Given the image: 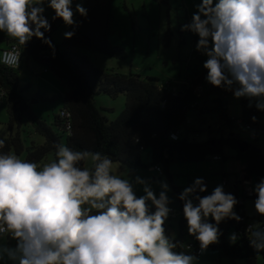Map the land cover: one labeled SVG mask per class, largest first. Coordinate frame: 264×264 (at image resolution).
I'll return each mask as SVG.
<instances>
[{
    "label": "clouds",
    "instance_id": "clouds-1",
    "mask_svg": "<svg viewBox=\"0 0 264 264\" xmlns=\"http://www.w3.org/2000/svg\"><path fill=\"white\" fill-rule=\"evenodd\" d=\"M73 5L74 0H0V32L23 48L35 37L54 56L45 12L51 9L52 21L73 28L63 34L71 39L78 27L75 15H88L82 3ZM194 8L181 31L198 35L196 50L207 57L206 81L264 111V0H202ZM21 55L13 47L0 63L18 67ZM0 131L3 149L8 134ZM56 149V159L40 163L0 151V237L16 241L15 247L0 243V264H199L196 255L176 251L179 244L165 233L172 212L165 181L133 176L101 152L64 144ZM153 183L161 189L158 196ZM137 186L144 193L139 197ZM205 192L207 184L198 177L178 197L201 254L219 243L221 222L242 219L234 211L238 199L223 185L200 195ZM252 193L255 213L264 216V178ZM246 233L250 247L264 252V222L249 224ZM238 239L235 233L229 237L233 244Z\"/></svg>",
    "mask_w": 264,
    "mask_h": 264
},
{
    "label": "trees",
    "instance_id": "trees-1",
    "mask_svg": "<svg viewBox=\"0 0 264 264\" xmlns=\"http://www.w3.org/2000/svg\"><path fill=\"white\" fill-rule=\"evenodd\" d=\"M113 1L84 0L88 15L85 18L78 14L76 18L78 27H75V35L71 39L63 38L56 42L53 34L62 20L51 21V30L45 35L55 45L54 56L52 50L35 37L26 47L22 46V53L26 51L28 55L42 63L45 69L52 71L66 87L62 95V107L72 112L71 131L67 130L66 120L59 112L55 114L54 127L34 113L30 104L31 99L40 100L44 95L40 93L29 95L28 88L21 87L19 83L20 67L12 68L0 63V88L6 92L5 102L9 113V133L5 147L0 151H13L17 155L27 151V160L40 163L51 153L56 159V146L63 144L62 138L65 137L64 145L73 150L101 152L111 157L113 161L132 169L149 170L161 165L163 175L173 183L171 162L207 161L208 156L216 155L221 156L223 162L225 148L231 147L237 150V157L245 161L242 175L255 176L258 181L264 178L263 150L262 152H257L253 148L239 150L241 141H248L252 147H260L259 137L264 135V111L257 110L254 103L249 107V100L240 98L241 116L230 117L226 98L233 92L215 87L206 81L207 70L203 68L204 60L201 54L195 52L197 59L195 67H192L191 73L184 79L174 84L164 83L155 77L142 79L140 75L134 73L128 75L109 73L94 65L82 52L83 49L92 50L111 57L127 58L126 49L110 39L116 33ZM72 30L71 27L68 29ZM190 34L193 45H197L198 35L191 32ZM3 38L5 37L0 36V44L4 41ZM14 42L16 41L7 38L8 44ZM3 49L0 47V53ZM100 93L112 98H117L121 94L126 96L125 108L115 119L110 120L104 113L105 110L112 109L96 104V96ZM190 111H196L200 120L205 114H217L224 124L217 129H210L211 134L205 141H189L190 132L202 131L188 117ZM253 116L256 117L255 121L252 120ZM234 122L245 129L247 136L242 137L231 131ZM24 125L33 127L34 133L43 139V143L32 141L27 146L23 136ZM224 125L230 129L228 132L223 129ZM174 133L178 134V139L172 137ZM2 138L4 135L0 132V139ZM145 150H150V164L143 161ZM170 151L173 153L169 154ZM180 193L179 188L174 187V194L180 203L178 235L172 236L170 229L165 225L164 227L167 235L179 244L176 251L195 255V249L188 247L192 237L187 231L183 201L178 198ZM237 193L235 189L233 195L237 197ZM205 194L206 192L201 193V196ZM150 211L154 212L155 207L151 206ZM234 211L241 218L252 219L246 215L244 205L237 204ZM171 218L173 217L169 215L168 219ZM209 222L215 223L212 219ZM218 227L222 232L219 243L213 244L210 248L218 250L220 255L230 262L245 259L246 264H257L259 255L264 256V252L256 253L250 247L245 222L242 219L240 222L226 219ZM233 233L239 237L234 244L229 240Z\"/></svg>",
    "mask_w": 264,
    "mask_h": 264
},
{
    "label": "rangeland",
    "instance_id": "rangeland-1",
    "mask_svg": "<svg viewBox=\"0 0 264 264\" xmlns=\"http://www.w3.org/2000/svg\"><path fill=\"white\" fill-rule=\"evenodd\" d=\"M85 5L84 0H74ZM202 0H114L113 12L115 19V34L110 39L127 51V58L120 59L111 57L99 51L82 50L89 59L96 65L109 73L120 74H138L142 79L155 77L164 83H177L184 79L188 73H191L192 67L197 62L195 52L196 45L192 43L190 32L181 31L182 25L191 21L192 13L195 11L194 5ZM73 5V6H74ZM45 15L49 18L54 15L51 9H47ZM78 13L75 15V20ZM70 27L64 25L63 21L53 34L56 42L64 38V32ZM0 47L7 46L6 36ZM10 39V38H9ZM204 62L207 57L201 52ZM194 58V60H192ZM20 86L28 88V94L34 95L40 93L44 97L40 100L32 98L31 107L39 117L46 119L47 123L54 127L55 114L63 106L62 94L66 87L57 79L54 73L46 70L45 66L23 52L19 75ZM228 114L232 118L241 116L240 98H235L233 94L226 98ZM96 104L99 107H105L112 110H105L104 113L110 120H113L125 108L126 96L119 95L112 98L105 93L96 96ZM6 103L0 105V129L9 133L8 121L9 113L2 111ZM188 117L193 120L194 125L202 131L190 132L189 141L202 142L209 138L210 129L221 127V120L217 114H205L202 120L196 111H190ZM23 136L26 139V145L29 146L33 141L43 143V139L34 133L33 127L24 125ZM223 129L228 132L230 129L235 134L242 137L247 136V132L237 123H233L229 129L225 125ZM3 134V131H1ZM65 144V137L62 138ZM259 145L264 152V135L259 137ZM16 154V153H15ZM225 160L222 162L215 159L214 156H208L207 161L183 162L173 161L170 164V172L173 176V183H170L166 175L159 174L155 169H132L127 165H122L121 170H130L133 176L139 175L142 178H151L153 181H165L169 185L168 197L172 201L169 205L179 212L175 218L167 219L165 226L170 229L172 236L178 235V222L180 216V203L174 194V187L182 192L184 188L190 186L195 178L202 177L207 184V192L210 194L217 185H222L224 175L229 181L227 189H234L236 180L241 177L245 167V161L237 157V150L226 147L224 150ZM20 156L26 159L27 151ZM54 154H49L43 162L54 160ZM143 161L146 164L151 163L150 150L143 152ZM117 162V161H116ZM91 166V162H89ZM259 181L255 176L251 177L249 185L251 188ZM153 189L157 196L161 190L159 185L153 183ZM137 196L143 195L142 187L137 186ZM256 198H246L244 207L246 215L256 217L254 200ZM150 207L151 202L149 201ZM211 218H209L210 221ZM171 225V226H170ZM166 233V231H165ZM167 235V233H166ZM199 258V264H246L245 259H237L233 263L226 257L221 256L218 250L209 248ZM257 264H264V256L258 257Z\"/></svg>",
    "mask_w": 264,
    "mask_h": 264
},
{
    "label": "built area",
    "instance_id": "built-area-1",
    "mask_svg": "<svg viewBox=\"0 0 264 264\" xmlns=\"http://www.w3.org/2000/svg\"><path fill=\"white\" fill-rule=\"evenodd\" d=\"M46 16V15H45ZM48 19H49V22H51V18H49L48 16H46ZM13 47H18L19 50L21 51L22 53V46H19L17 44V42H14L12 44H10L8 47H5L1 53H0V56H2V54L5 52V51H11ZM23 55V53H22ZM22 55H21V59H20V63H19V66H9V67H12V68H19L20 65H21V62H22ZM166 87V86H165ZM5 99H6V92L0 88V102H5ZM59 114L60 116L66 120V128L68 131H71L72 130V112L66 108V107H61V109L59 110ZM172 137L174 139H178L179 136L177 133H174L172 134ZM215 159H219L221 160V156L219 155H216L214 156ZM153 169H155L159 174H163V167L161 165H156L155 167H153ZM247 182V183H246ZM249 182L250 180H248L245 175H242L240 180H239V184L238 186L236 187V190H237V199L239 201L238 205H244V201L246 200V198H250L252 196H254V193L250 194V190H251V186L249 185ZM229 184V181L227 180V178H223L222 180V185L223 187H227ZM225 192H228V193H232L234 191L232 190H225ZM209 193L206 192L205 195H208ZM201 195V194H200ZM195 202V201H194ZM172 209V212L170 213V216L175 218L178 216L179 212L176 211L174 208H171ZM242 220L245 222V230L246 228L248 227L249 224L253 223V222H264V216H259V217H256V218H252V219H248L247 217H243ZM192 239L188 245L189 248H194L195 249V255L197 257H200L202 254L200 252V246H199V242L195 240V238L193 236H191ZM212 245L209 246V248L211 247ZM208 248V249H209Z\"/></svg>",
    "mask_w": 264,
    "mask_h": 264
},
{
    "label": "crops",
    "instance_id": "crops-1",
    "mask_svg": "<svg viewBox=\"0 0 264 264\" xmlns=\"http://www.w3.org/2000/svg\"><path fill=\"white\" fill-rule=\"evenodd\" d=\"M43 31V30H42ZM0 36H6V37H8L5 33H3V32H0ZM8 38H10V37H8ZM12 39V38H11ZM10 44H8L7 46H4V48L5 47H8ZM62 95L64 94V93H61ZM3 103H6V102H0V105H3ZM2 111H6V113H8V109H7V104L4 106V108H2ZM0 120H1V118H0ZM0 123H3L2 121H0ZM1 132V131H0ZM8 134V133H7ZM245 168V167H244ZM241 176H242V174H241ZM245 177L248 179V180H251V177H247L246 175H245ZM241 178V177H240ZM240 178H239V180H240ZM239 180L237 179L236 180V185H235V187H234V189H230V190H232V191H234L235 189H236V187L238 186V182H239ZM228 186H229V184H228ZM227 186V187H228ZM227 187H224V190H229V189H227ZM254 196H255V194H254ZM211 220V219H210ZM0 243H6L7 244V246H9V247H15V245H16V241L15 240H13V239H11V238H7V237H0ZM204 254V253H203ZM202 254V255H203ZM9 264H11V262H9Z\"/></svg>",
    "mask_w": 264,
    "mask_h": 264
},
{
    "label": "water",
    "instance_id": "water-1",
    "mask_svg": "<svg viewBox=\"0 0 264 264\" xmlns=\"http://www.w3.org/2000/svg\"><path fill=\"white\" fill-rule=\"evenodd\" d=\"M248 148H253V150L257 151V152H262V148L261 147H257V146H251V144L248 141H241L239 142V150L240 151H245ZM173 151H170L169 154H172ZM248 177V176H247ZM249 178V177H248Z\"/></svg>",
    "mask_w": 264,
    "mask_h": 264
}]
</instances>
